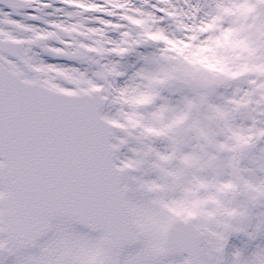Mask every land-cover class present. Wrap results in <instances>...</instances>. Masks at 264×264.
Listing matches in <instances>:
<instances>
[{
  "label": "snow or ice",
  "instance_id": "obj_1",
  "mask_svg": "<svg viewBox=\"0 0 264 264\" xmlns=\"http://www.w3.org/2000/svg\"><path fill=\"white\" fill-rule=\"evenodd\" d=\"M134 35L114 0H0V264H224L203 229L141 227L150 197L109 122L114 57L151 44L120 51Z\"/></svg>",
  "mask_w": 264,
  "mask_h": 264
},
{
  "label": "clouds",
  "instance_id": "obj_2",
  "mask_svg": "<svg viewBox=\"0 0 264 264\" xmlns=\"http://www.w3.org/2000/svg\"><path fill=\"white\" fill-rule=\"evenodd\" d=\"M114 6L135 29L120 51L142 43L156 49L151 67L121 86L109 117L122 133L115 147L135 142L124 167L137 173L152 204L141 227L165 238L177 222L191 224L224 261L231 235L264 232V213L253 211L264 206V0ZM165 92L179 95L172 100ZM157 247L165 250L163 242ZM231 255V264H264V249L250 262L239 250Z\"/></svg>",
  "mask_w": 264,
  "mask_h": 264
},
{
  "label": "rangeland",
  "instance_id": "obj_3",
  "mask_svg": "<svg viewBox=\"0 0 264 264\" xmlns=\"http://www.w3.org/2000/svg\"><path fill=\"white\" fill-rule=\"evenodd\" d=\"M139 2V0H137ZM162 15V14H161ZM155 47L152 44L140 45L133 52H130L124 57H114V59L120 64V71L123 73L122 76L118 77V83L122 86L129 82L130 78L134 76V74L140 70L141 68H149L151 64L145 62V58H151L155 54ZM167 96H170L172 100H175L178 97V93H164ZM105 111H109V109H105ZM110 111H114L111 109ZM117 135H122V133L117 132ZM113 142H116L113 140ZM130 146H135V142L130 141L129 145H124L120 148V150L116 153L118 157L124 159L125 157L133 156L134 154L130 151ZM156 147L160 150H165V143L161 141L156 142ZM246 163V162H245ZM137 174V173H134ZM146 177L155 178V172H147ZM257 215L264 213V206L258 207L253 210ZM256 219H253V225L255 224ZM248 231H252V227H249ZM133 248H129L127 251L134 250ZM261 249H264V232L256 235L255 238H249L244 233L233 234L229 237L227 245L225 247V260L224 264H231L232 261V253L236 250H239L242 254V258L248 260L249 262L252 260L254 254ZM184 256L174 255L166 258H162L161 264H169L170 261H181Z\"/></svg>",
  "mask_w": 264,
  "mask_h": 264
},
{
  "label": "water",
  "instance_id": "obj_4",
  "mask_svg": "<svg viewBox=\"0 0 264 264\" xmlns=\"http://www.w3.org/2000/svg\"><path fill=\"white\" fill-rule=\"evenodd\" d=\"M170 255H175V254H170ZM179 255H187V253L179 254Z\"/></svg>",
  "mask_w": 264,
  "mask_h": 264
}]
</instances>
